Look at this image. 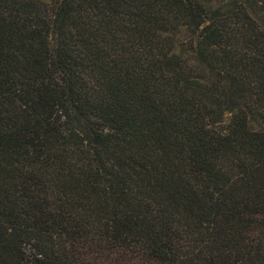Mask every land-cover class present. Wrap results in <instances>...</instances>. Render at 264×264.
<instances>
[{
  "label": "trees",
  "instance_id": "1",
  "mask_svg": "<svg viewBox=\"0 0 264 264\" xmlns=\"http://www.w3.org/2000/svg\"><path fill=\"white\" fill-rule=\"evenodd\" d=\"M0 264H264V0H0Z\"/></svg>",
  "mask_w": 264,
  "mask_h": 264
}]
</instances>
